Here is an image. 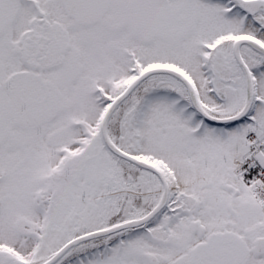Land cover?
I'll list each match as a JSON object with an SVG mask.
<instances>
[{"label":"snow or ice","instance_id":"obj_1","mask_svg":"<svg viewBox=\"0 0 264 264\" xmlns=\"http://www.w3.org/2000/svg\"><path fill=\"white\" fill-rule=\"evenodd\" d=\"M0 264H264V0H0Z\"/></svg>","mask_w":264,"mask_h":264}]
</instances>
